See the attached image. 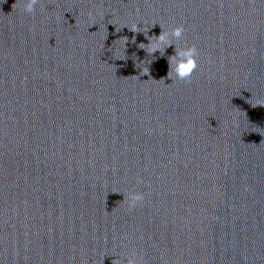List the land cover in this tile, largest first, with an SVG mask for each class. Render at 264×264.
Wrapping results in <instances>:
<instances>
[{"label":"clouds","instance_id":"9594fccd","mask_svg":"<svg viewBox=\"0 0 264 264\" xmlns=\"http://www.w3.org/2000/svg\"><path fill=\"white\" fill-rule=\"evenodd\" d=\"M38 0H24L22 7L23 10L27 13H32L34 11L35 5H37ZM16 6V2L12 5V9H14ZM155 26V25H154ZM153 26V27H154ZM129 31L133 33H140V29L138 25L133 24L131 27H127ZM160 34L152 35V36H145V38L148 40V43H140L138 47L140 49H143L147 54L153 55L157 52L161 53V56L164 55L165 50L173 46V40L171 38H175L179 40L183 33H184V27L183 25H178L174 28H172L169 31L164 30L161 27ZM125 45L128 43V37H124ZM132 42L135 43L136 39L135 36L132 37ZM197 48L195 45L188 46L184 49H177L172 56H168V75L166 77H161L159 81H163L167 78L172 80L173 71L175 72V79L190 82L192 74L198 67L197 63ZM177 57H181V59L177 60ZM141 75H148L150 78V68L147 67L141 72ZM153 79V78H152ZM144 199V196L142 193H134L130 198H128L126 201L129 204L130 207H133L137 204V202L142 201ZM127 264H137V261L135 258H129L127 260Z\"/></svg>","mask_w":264,"mask_h":264}]
</instances>
